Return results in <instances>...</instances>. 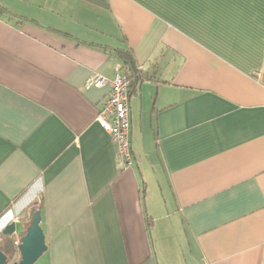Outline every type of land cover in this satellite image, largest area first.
I'll use <instances>...</instances> for the list:
<instances>
[{
  "label": "crops",
  "instance_id": "0c3cea01",
  "mask_svg": "<svg viewBox=\"0 0 264 264\" xmlns=\"http://www.w3.org/2000/svg\"><path fill=\"white\" fill-rule=\"evenodd\" d=\"M118 49L129 167L84 86ZM41 196L34 264H264V0H0V235Z\"/></svg>",
  "mask_w": 264,
  "mask_h": 264
},
{
  "label": "built area",
  "instance_id": "2783aa9c",
  "mask_svg": "<svg viewBox=\"0 0 264 264\" xmlns=\"http://www.w3.org/2000/svg\"><path fill=\"white\" fill-rule=\"evenodd\" d=\"M130 71L126 67L117 69L112 80L103 76L94 75L86 79L85 88H100L105 85L110 87V92L102 109L99 111L97 122L109 134L110 140L116 147L117 158L127 167L132 164L130 146V121H129V89L128 77ZM14 244L19 245V240Z\"/></svg>",
  "mask_w": 264,
  "mask_h": 264
},
{
  "label": "water",
  "instance_id": "95a60500",
  "mask_svg": "<svg viewBox=\"0 0 264 264\" xmlns=\"http://www.w3.org/2000/svg\"><path fill=\"white\" fill-rule=\"evenodd\" d=\"M4 235L11 236L15 233V224L7 225L3 232ZM19 259L10 262L7 255L0 251V264H34L37 259L46 251L45 236L41 227V214L36 211L30 220L29 225L20 237L17 246Z\"/></svg>",
  "mask_w": 264,
  "mask_h": 264
},
{
  "label": "trees",
  "instance_id": "16d2710c",
  "mask_svg": "<svg viewBox=\"0 0 264 264\" xmlns=\"http://www.w3.org/2000/svg\"><path fill=\"white\" fill-rule=\"evenodd\" d=\"M119 58L122 60V67H126L130 71V76L128 77V89H129V97L133 93V89L135 85L138 84L144 76L143 71H141L138 66L133 62V58L129 50L118 49L116 50ZM44 201L42 196L39 199L34 200L28 208H26L23 212V215L28 218V224L30 223L32 215L39 211L40 213L43 210ZM147 228L152 225V220L150 218H146ZM0 251H2L5 255L8 256L10 262H15L18 259H13L15 255H17V247L14 244V240L12 236L8 235H0ZM19 256V254H18Z\"/></svg>",
  "mask_w": 264,
  "mask_h": 264
},
{
  "label": "rangeland",
  "instance_id": "374dc122",
  "mask_svg": "<svg viewBox=\"0 0 264 264\" xmlns=\"http://www.w3.org/2000/svg\"><path fill=\"white\" fill-rule=\"evenodd\" d=\"M18 227H20V225ZM153 238H154V236H153ZM175 243L176 242H174V246L172 248L173 249V253L171 255V260H170L169 264H184V261H183V256H184L183 247L179 248L177 246V243L176 244ZM167 245L168 246L170 245L169 240H167ZM164 251L165 252L167 251V248H164V241L157 240L156 244H155V241H154V253H156L155 254V258L157 256L156 260L158 261L159 264H166L164 262Z\"/></svg>",
  "mask_w": 264,
  "mask_h": 264
}]
</instances>
